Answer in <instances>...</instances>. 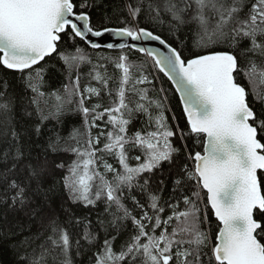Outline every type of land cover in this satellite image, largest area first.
<instances>
[{
  "label": "snow or ice",
  "instance_id": "snow-or-ice-1",
  "mask_svg": "<svg viewBox=\"0 0 264 264\" xmlns=\"http://www.w3.org/2000/svg\"><path fill=\"white\" fill-rule=\"evenodd\" d=\"M96 4L0 0V66L33 94V111L24 113L38 121L35 135L50 119L62 126L73 113L82 120L67 137L50 130L45 153L34 155L4 83L0 245L15 254L14 264H80L86 252L89 264H264V0H120L112 26L108 16L92 24ZM143 22L166 24L174 43ZM105 35L113 42L92 39ZM64 37L119 55L97 54L93 63L79 47L60 51ZM150 41L165 51L143 46ZM126 49L143 59L132 61ZM53 54L68 82L45 92ZM84 64L91 68L82 86ZM157 72L179 94L183 128ZM138 117L141 127L131 130ZM60 152L74 159H49ZM79 206L88 212L77 215Z\"/></svg>",
  "mask_w": 264,
  "mask_h": 264
},
{
  "label": "trees",
  "instance_id": "trees-1",
  "mask_svg": "<svg viewBox=\"0 0 264 264\" xmlns=\"http://www.w3.org/2000/svg\"><path fill=\"white\" fill-rule=\"evenodd\" d=\"M80 0H76V3L79 4ZM120 3V0H97L96 7H94L91 10V16H92V24L94 26H101L105 23L104 17H112L111 25H117L119 24V21L115 19L114 16V8ZM79 10V9H77ZM141 27H147L149 30H152L156 32L157 34L161 35L162 38L168 40L169 43H174V38L169 35V32L167 30V25H153L148 22H143L140 25ZM189 44L191 43V34H189L188 37ZM76 47L81 48L85 53L90 55L92 57L93 63L96 62L97 54H101L104 56L109 57H115L119 55V51H110L105 49H99L94 50L90 48L84 41L80 40L79 38H76L74 41L68 39L67 37H64V39L59 44V50L64 51L67 50L69 52L74 51ZM127 54L129 55L130 59L132 61L139 62L141 59H143L142 55L131 50H125ZM48 60V71L45 74V80L42 85V90L45 92H52L55 90H62L63 84L67 83L66 79V69L63 64V62L59 59V57L56 54H53L52 57L46 58ZM91 68V65L84 64L80 67L79 71L82 74L81 76V85L83 86L86 82H88V76L87 73L89 72ZM108 72L113 75H119L118 70H116L111 63H108L107 65ZM103 71V70H102ZM156 75L159 77V82L163 83L164 88L166 89L169 97V103L172 108V110L175 112L176 116L179 117V124L180 127L185 126V119L183 117L182 113V106L179 100V97L177 93L175 92L173 86L171 83L167 80V78L162 74L157 72ZM73 76H75V71L73 72ZM7 83L8 85V93L15 97V119L17 123V127H22L27 132V136L25 138V147L27 150H31L34 155H40L42 156L45 153V150L47 148L48 139L49 136L52 134L50 130L56 129L60 132V134L64 137H67L69 132L72 130V128H80L82 125V120L79 114H73L69 113L64 115L61 119L63 121V125H58L55 120H48L45 125L41 129V134L37 137L34 132L35 123L38 122L35 120L34 117H28L25 115L24 110L27 108L29 111H33L32 106L29 104V100L31 96L33 95L30 90H27L25 88V85L21 82L19 75L17 73H14L10 70H7L0 66V90H3L4 83ZM94 86L96 85L95 81L91 82ZM241 83L246 86V89L249 91L251 99V91L252 86L248 84V81L246 79H242ZM159 86V83L157 84V87ZM261 89H264V85H259ZM108 100L105 97L104 104L107 105ZM257 108L259 109V105H257ZM171 112L168 113L169 117H171ZM143 119V117H138L133 120L132 125H130V129L134 130L136 128L141 127L140 120ZM81 131L83 129L81 128ZM93 132H95V129H93ZM189 146L193 147L192 142H189ZM193 150H197L195 147H193ZM202 150V149H199ZM49 159H55L57 162L63 161L66 164L70 163L72 159H74V156L70 152H60L58 154H52L48 153ZM183 155L179 157V159H183ZM109 162L114 163V161L109 158ZM132 163H135V161H132ZM163 173L165 177H167V185L165 186V190L162 194L164 199H167L169 196V193L171 191V177L168 176V169L169 165L167 162L163 163L161 166ZM62 170H57V177L62 175ZM160 173L157 172L156 175H159ZM131 203L130 201L128 202ZM73 208H77L76 205H72ZM103 208V204L98 203L97 211L101 210ZM88 212V209H84L83 206H79L77 215L83 216ZM97 212L94 211L91 213V218L95 220ZM63 219V217H61ZM127 238V233H122L116 241L117 248L119 247V244ZM92 255L91 252L84 253L81 257H78L80 264H89V257ZM15 261V254L10 250V248L7 245H0V264H14Z\"/></svg>",
  "mask_w": 264,
  "mask_h": 264
},
{
  "label": "water",
  "instance_id": "water-1",
  "mask_svg": "<svg viewBox=\"0 0 264 264\" xmlns=\"http://www.w3.org/2000/svg\"><path fill=\"white\" fill-rule=\"evenodd\" d=\"M92 39H99V41L101 43H109V42H113L111 37L105 35L104 37H101V38H92ZM85 42V41H84ZM86 43V42H85ZM87 44V43H86ZM88 45V44H87ZM89 46V45H88ZM143 46H147V47H153V48H159L161 51H165V49L163 48L162 45H159L158 42H155V41H150V42H145V44ZM90 47V46H89ZM101 49H105V50H109L107 48H101ZM94 50H99V49H94ZM110 51H114V50H110ZM115 51H118V50H115ZM163 74V73H162ZM168 80V79H167ZM169 81V80H168ZM171 83V81H169ZM172 85V83H171ZM173 86V85H172ZM174 90H175V87L173 86ZM176 92V91H175ZM177 93V92H176ZM178 97H179V94L177 93ZM182 106V105H181Z\"/></svg>",
  "mask_w": 264,
  "mask_h": 264
}]
</instances>
